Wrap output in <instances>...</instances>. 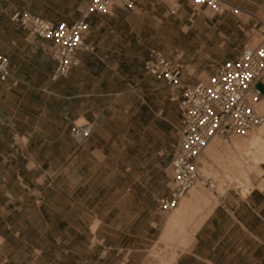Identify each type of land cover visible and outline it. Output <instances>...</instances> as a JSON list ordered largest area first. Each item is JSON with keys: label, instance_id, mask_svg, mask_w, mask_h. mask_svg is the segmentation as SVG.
<instances>
[{"label": "rangeland", "instance_id": "obj_1", "mask_svg": "<svg viewBox=\"0 0 264 264\" xmlns=\"http://www.w3.org/2000/svg\"><path fill=\"white\" fill-rule=\"evenodd\" d=\"M14 1L56 24L78 19L88 3ZM132 1L134 9L119 2L124 7L119 17L105 19L104 32L109 31L105 45L116 56L110 57L107 64L89 62L90 78L100 83L98 95L90 97V118L99 113L92 136L81 145L55 136L32 137L29 143L26 137H0L3 145L8 142L17 149L0 152V159L7 155L11 165L0 169V173L10 175L11 191L23 187L28 198L29 194L31 198L41 194L43 220L51 228L43 231V239L51 241L49 255L59 257L57 264H69L66 257L76 260L87 251L93 256L101 242L110 257L106 264H114V253L126 257L131 250L136 264H164L172 253L179 255L186 250L189 243L182 244L187 231L226 190L238 189L245 195L264 184V170L260 169L263 163L251 164L248 147L233 145L240 137H217L222 144L219 153L209 156L212 164L207 173L201 168L205 178H212V186L198 181L207 193L202 200L209 198L208 208L195 207L183 223L179 217L178 224L184 229L173 226L177 228L172 236V228L169 232L165 224L177 208L161 214L156 200L168 191L170 163L178 144L182 92L165 85L143 67L148 49L154 47L182 66L183 84L207 81L218 63L237 57L245 45L257 43L264 0H244L240 7L244 12L225 10L218 15L191 0ZM7 3L0 0V53L11 33L23 30L9 22ZM257 88L263 93L264 83ZM56 138L64 150H35ZM234 158L239 162L236 165ZM240 168L249 169L250 185L238 173ZM17 175L24 178V186L17 182Z\"/></svg>", "mask_w": 264, "mask_h": 264}, {"label": "crops", "instance_id": "obj_2", "mask_svg": "<svg viewBox=\"0 0 264 264\" xmlns=\"http://www.w3.org/2000/svg\"><path fill=\"white\" fill-rule=\"evenodd\" d=\"M227 1L239 8L244 4V0ZM122 5L116 3L107 15L89 16L90 31L86 42L94 46V51L78 52L77 65L70 74L55 80L53 75L56 63L52 57V42L31 36L10 19L16 10L40 15L26 10L14 0H8L6 13L9 22L22 31L12 32L11 37L1 45V54L9 59L11 77L5 81L0 80V137H26L29 143L32 137L55 136L65 142L70 140L73 144L81 145L92 136L80 144L75 141L70 129L82 119L94 123V132L97 128L99 113H93V118H90L89 113L93 110L90 97L98 95L100 83L90 78L89 62L94 60L107 64L110 57L116 56L115 51L107 49L105 45L109 36V31L104 32L107 29L105 19L118 18L123 12ZM241 10V13L244 12ZM76 20L67 19L65 23L71 24ZM2 142L0 152L13 148L17 150L8 142L5 145ZM52 142L49 145L42 143L35 150H64L58 138ZM72 143L69 145L73 146ZM219 151V148H214L207 153L203 152L199 157L202 161L198 159L199 166L209 170L208 166L212 164L209 156H215ZM234 162L233 165L239 163L238 159ZM10 167L8 156L2 155L0 169ZM260 169L264 170V163L263 169ZM226 173L230 176L229 172ZM238 173L241 176L245 173L248 179L246 184H251L249 169L240 168ZM17 182L24 186V178L20 175H17ZM0 183V264H57L59 257L49 255L51 241L43 239V231H50L51 228L43 220L41 194H34L32 198L29 194L28 198L23 187L21 191H11L8 187V172L0 173ZM209 183L212 184V178L206 182L210 187ZM205 201L197 199L195 202L198 207L204 208L209 198ZM210 207L175 264H264V184L261 188L253 187L245 195L238 189H228ZM96 247L93 256L87 251V255L76 260L73 256L65 260L69 264H106L110 258L106 246L101 242ZM87 248H91V245ZM112 260L114 264H136L132 250L126 257L119 252L114 253Z\"/></svg>", "mask_w": 264, "mask_h": 264}, {"label": "built area", "instance_id": "obj_3", "mask_svg": "<svg viewBox=\"0 0 264 264\" xmlns=\"http://www.w3.org/2000/svg\"><path fill=\"white\" fill-rule=\"evenodd\" d=\"M191 1L196 6L205 7L212 15L225 10L240 13V8L227 0ZM119 2L131 10L135 7L132 0H88L79 18L71 24H54L19 10L14 11L10 19L31 36L52 42V57L56 63L53 79L57 80L67 77L77 65L78 52L94 51V46L86 42L90 31L89 16L107 15ZM257 32L255 45H245L237 58L218 63L207 81L192 85L183 84V68L179 63L167 58L157 48L148 49L145 71L165 85L182 90L178 144L170 163L168 191L156 200L159 213L175 210L197 181L205 179L209 182L210 178H205L202 173L198 158L213 138L248 137L264 125V115L256 109L264 97V92L257 88L260 82L264 83V20L259 21ZM10 77L9 59L0 53V80ZM93 131L94 123L85 121L75 123L71 132L75 141L81 144Z\"/></svg>", "mask_w": 264, "mask_h": 264}, {"label": "bare ground", "instance_id": "obj_4", "mask_svg": "<svg viewBox=\"0 0 264 264\" xmlns=\"http://www.w3.org/2000/svg\"><path fill=\"white\" fill-rule=\"evenodd\" d=\"M242 10H239V12L241 13ZM253 46V45H252ZM256 109L258 112H260L261 114L264 115V97L263 100L261 101V103H259L258 105H256ZM83 120V119H82ZM257 131V130H256ZM221 142L218 140L217 137L213 138L212 141L207 145V149L211 150L214 148H219ZM234 145H241V147H248L249 150V156H250V162L253 165H259L260 163H264V125L260 128V130L258 132L253 131L248 137H240L239 139H234L233 142ZM222 145V144H221ZM226 146H223V148ZM205 148V149H206ZM228 148V147H227ZM244 148V149H245ZM204 149V150H205ZM204 152V151H203ZM200 157V156H199ZM199 159V158H198ZM233 161H237V158H234ZM234 162V163H235ZM238 163V162H237ZM204 172H208V170L205 168ZM204 175V174H203ZM205 177V176H204ZM244 177V181H248L246 174L244 173L243 176ZM203 179H201L202 181ZM200 181V180H199ZM203 182V181H202ZM206 191L202 185L201 182H198L190 189V191L188 192V195H186L181 202L179 203L177 210H175V212H173L172 214H170L168 220L166 221V226L168 227V229L170 230V228H172V232L176 230V228H179V224L178 221L181 218V221L184 217H186V215L188 216L189 213H191V211H194L195 207H198V201L197 203L195 202L197 199H203L206 196ZM197 204V205H195ZM211 208V207H210ZM196 209V208H195ZM210 209H208L205 213H203L204 215L201 216L193 225L191 231H187V236H186V242L185 245L182 244L183 246H186L190 239L192 238L195 230H197V228L199 227V224L202 222L203 218L208 214ZM199 213V212H198ZM180 217V218H179ZM185 220V218H184ZM183 223V221H182ZM181 223V224H182ZM185 223V222H184ZM178 225V226H177ZM177 226L175 229L174 227ZM181 226H183V228H181ZM180 226V229H184V225L182 224ZM166 227V228H167ZM165 228V229H166ZM168 230V231H169ZM167 229L164 231L166 232ZM178 231V230H177ZM180 231V230H179ZM184 231V230H183ZM171 232V230L169 231ZM182 232V230L180 231ZM168 233V232H167ZM176 233V232H175ZM191 233V234H190ZM166 234V233H165ZM174 232L172 233L173 236ZM175 235V234H174ZM166 236V235H165ZM171 236V238H172ZM162 237V236H161ZM164 237V235H163ZM170 237V236H169ZM168 237V238H169ZM191 237V238H190ZM166 237V239H168ZM165 239V238H164ZM165 239V240H166ZM173 240V239H172ZM155 255V254H154ZM157 255V254H156ZM178 254L177 253H172L171 255H169V258L165 261L164 264H175L176 259L178 258Z\"/></svg>", "mask_w": 264, "mask_h": 264}]
</instances>
